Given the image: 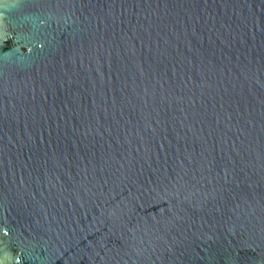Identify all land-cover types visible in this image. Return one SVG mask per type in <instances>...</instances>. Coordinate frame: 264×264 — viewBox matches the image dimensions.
I'll return each mask as SVG.
<instances>
[{"label":"water","instance_id":"obj_1","mask_svg":"<svg viewBox=\"0 0 264 264\" xmlns=\"http://www.w3.org/2000/svg\"><path fill=\"white\" fill-rule=\"evenodd\" d=\"M0 264H264V0H0Z\"/></svg>","mask_w":264,"mask_h":264}]
</instances>
